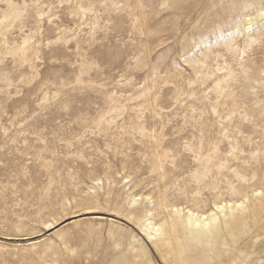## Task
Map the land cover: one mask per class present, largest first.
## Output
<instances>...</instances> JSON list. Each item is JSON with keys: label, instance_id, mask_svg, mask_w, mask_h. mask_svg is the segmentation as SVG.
I'll return each instance as SVG.
<instances>
[{"label": "rangeland", "instance_id": "1", "mask_svg": "<svg viewBox=\"0 0 264 264\" xmlns=\"http://www.w3.org/2000/svg\"><path fill=\"white\" fill-rule=\"evenodd\" d=\"M0 264H264V0H0Z\"/></svg>", "mask_w": 264, "mask_h": 264}, {"label": "bare ground", "instance_id": "2", "mask_svg": "<svg viewBox=\"0 0 264 264\" xmlns=\"http://www.w3.org/2000/svg\"><path fill=\"white\" fill-rule=\"evenodd\" d=\"M247 29H248V27H247ZM204 221H207V222H215V216L214 215H212L209 219H206V220H204ZM196 223L198 224V221H196ZM148 227H149V225H146L145 227H143V229H141V231H140V233L142 234V236L143 235H147L148 236V238H150V237H152V234L149 232V230H148ZM216 228H215V226H214V224L210 227V228H208L207 230H203L202 231V233H198V235L197 236H195L193 239L195 240V241H197V242H205V241H207L208 240V238H209V236H212L213 234H215V230ZM210 239V238H209ZM205 245V244H204Z\"/></svg>", "mask_w": 264, "mask_h": 264}]
</instances>
